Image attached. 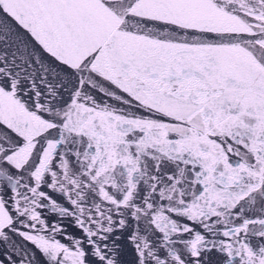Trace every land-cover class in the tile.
<instances>
[{"label":"snow or ice","instance_id":"6c2138e0","mask_svg":"<svg viewBox=\"0 0 264 264\" xmlns=\"http://www.w3.org/2000/svg\"><path fill=\"white\" fill-rule=\"evenodd\" d=\"M0 264H264V0H0Z\"/></svg>","mask_w":264,"mask_h":264}]
</instances>
